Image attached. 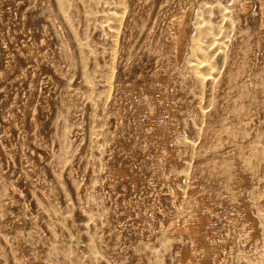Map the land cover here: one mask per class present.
Returning <instances> with one entry per match:
<instances>
[{"label":"rangeland","instance_id":"374dc122","mask_svg":"<svg viewBox=\"0 0 264 264\" xmlns=\"http://www.w3.org/2000/svg\"><path fill=\"white\" fill-rule=\"evenodd\" d=\"M192 1H127L123 17L133 26L128 23L122 29L126 36L116 42L114 27L121 22L107 14L118 9L117 0H0L2 264H182L181 254L192 241L170 229L177 221L191 223L194 214L212 218L213 240L236 233L235 255L227 264H264V0H251L247 14L242 0L196 1L192 21L200 37L188 36L186 46L193 53L186 52L172 73L168 70L180 96L167 107L146 91V84L166 73L161 60L174 58L170 20ZM78 58L89 75L77 67ZM106 77L115 85L137 86L138 114L127 105L125 91L117 98L121 108L112 107ZM166 125L167 151L160 148L165 143L160 129ZM169 153L178 155L177 166ZM238 173L246 175L242 183ZM171 186L179 190L177 199ZM189 191L196 194L190 197ZM200 197L224 204L218 207L220 216L197 205ZM247 209L256 229L246 220ZM235 210L240 211L238 227L227 219ZM222 252L219 258H225Z\"/></svg>","mask_w":264,"mask_h":264},{"label":"bare ground","instance_id":"6f19581e","mask_svg":"<svg viewBox=\"0 0 264 264\" xmlns=\"http://www.w3.org/2000/svg\"><path fill=\"white\" fill-rule=\"evenodd\" d=\"M127 1H129V3H131V4H133V0H117V2H116V5H118V9H117V6H116V8L115 9H113V11H112V13H110V12H108L109 14H107V16L109 15V18L111 19V20H115V21H118L119 20V22H121V23H116L115 21V23L116 24H119L118 26L116 25V27H114V32H113V34H114V37H115V40H116V42H118V39H120L121 37H125L126 35H125V32H123V30L122 29H124V31L126 30L125 28H126V25L128 24V23H130V26L132 27L133 26V23L130 21V17L129 18H125V17H123L124 16V14H126V13H124V8L122 9V6L123 7H125V3L127 2ZM197 0H193L191 3H190V7H187V8H185V9H182V10H179L178 12H176V14L175 15H173L172 16V18H171V20H170V35H171V40H172V42H171V44H172V47H173V51H174V58L172 59V60H161V66L163 67V68H165V72L166 73H164V74H159L158 75V77H157V79H153L149 84H146V91L152 96V97H156L157 99H158V101H163L166 105H167V107H169L168 106V104H169V102H172V101H174L175 100V97L177 96L176 94H178L179 95V93H176L175 94V92L176 91H174L173 89H174V87H173V85L171 84V82H170V79H169V71L168 70H170L171 69V67L173 66V64L175 63V62H181L183 59H184V57H185V54H186V52H189L190 50H192L191 48L190 49H187L188 47L186 46V41H187V38H188V36H190V35H192L193 36V40H198V37H200L199 35H200V30L198 29V24H193V18L195 17L194 15H196L195 13H196V11H195V8L197 7V2L199 1H197ZM240 1V0H239ZM243 1V4H242V7H243V11H244V13H249V11L251 10V8H252V3H251V0H242ZM253 1V0H252ZM93 3H94V1H92ZM107 2V1H106ZM108 3V2H107ZM111 3V2H110ZM115 3V2H114ZM113 2H112V4L111 5H113L114 4ZM114 6V5H113ZM113 6H111V9H112V7ZM188 6V5H187ZM211 6V4H209V7ZM186 7V6H185ZM202 7V6H201ZM211 8V7H210ZM234 8V7H233ZM263 9H264V7H262ZM110 9V8H109ZM108 9V10H109ZM110 9V10H111ZM181 9V8H180ZM207 10L206 11H208V8H206ZM107 10V11H108ZM210 10V9H209ZM126 11H127V9H126ZM199 11V10H198ZM233 11V10H232ZM264 11V10H263ZM262 11V12H263ZM106 12V11H105ZM104 12V13H105ZM130 12V11H129ZM210 12V11H209ZM222 12H223V10H222ZM134 14V15H137L138 13H137V11L134 9V8H132V10H131V14ZM230 13H231V11H230ZM233 13V12H232ZM132 14V15H133ZM210 14V13H209ZM105 15H106V13H105ZM232 15H234V14H232ZM263 16V15H262ZM261 17V16H260ZM105 18V17H104ZM107 18V17H106ZM106 18H105V20L103 21V22H105L106 21ZM135 18H136V16H135ZM138 18H139V16H138ZM137 18V19H138ZM144 18V17H143ZM200 18V17H199ZM198 18V19H199ZM224 19V18H223ZM232 19V18H231ZM233 19H236V18H233ZM107 20H108V18H107ZM102 22V23H103ZM112 22V21H111ZM230 22H232V21H230ZM235 22V21H234ZM261 22V21H260ZM114 23V24H115ZM198 23H200V22H198ZM104 24H106V23H104ZM103 24V25H104ZM112 24V23H111ZM200 24H202V23H200ZM232 24H233V22H232ZM231 24V25H232ZM113 25V24H112ZM107 26V25H106ZM259 27H261V25L259 26ZM108 28V27H107ZM200 28H201V26H200ZM234 28V27H233ZM263 28V27H262ZM72 29H73V27H72ZM74 30V29H73ZM111 29H109V31H110ZM113 30V29H112ZM244 30V29H243ZM69 32L71 33V31L69 30ZM111 32V31H110ZM239 33V32H238ZM261 33H263L262 31H261ZM78 34V33H77ZM111 34H112V32H111ZM112 34V35H113ZM134 34V33H133ZM79 35V34H78ZM109 35H110V33H109ZM229 36V35H228ZM257 36V35H256ZM74 37V36H73ZM77 37V36H76ZM110 37H111V35H110ZM246 37V36H245ZM239 38H242V37H239ZM74 39V38H73ZM212 38H210V40H211ZM215 39V38H214ZM214 39H212V41L214 42ZM259 39H260V37H259ZM83 40V39H82ZM88 40V39H87ZM188 40H190V39H188ZM206 40H208V39H206ZM210 40H208L209 42H211ZM217 40V39H216ZM215 40V41H216ZM243 40V39H242ZM78 41V40H77ZM79 41H81V39L79 40ZM85 41H86V39H85ZM199 41H201V40H199ZM244 41V40H243ZM258 41V40H257ZM88 42V41H87ZM191 42V41H190ZM197 42V41H196ZM205 42V41H204ZM207 42V41H206ZM213 42H212V44H213ZM219 42H221V41H219ZM219 42H217V43H219ZM260 42V41H259ZM259 42H257V43H259ZM198 43V42H197ZM201 43V46H202V41L200 42ZM223 43V42H222ZM245 43V42H244ZM243 43V44H244ZM86 44V43H85ZM89 44V43H88ZM242 44V43H241ZM242 44V45H243ZM247 44V43H246ZM117 45H118V43H117ZM193 45H194V43H193ZM200 45V44H199ZM241 45V46H242ZM75 46H76V43H75ZM87 46V45H86ZM86 46H85V50H86ZM189 46V45H188ZM80 47L81 48H83L82 46H81V43H80ZM159 47V46H158ZM194 47V46H193ZM195 47H197L198 48V46L196 45ZM204 48H205V46H203ZM202 47V49H204ZM250 47V46H249ZM248 47V48H249ZM29 48V47H28ZM41 48V47H40ZM79 48V47H78ZM201 48V47H200ZM242 48H244V47H242ZM247 48V49H248ZM253 49H254V47H252ZM258 48V47H257ZM84 49V48H83ZM88 49H89V47L87 48V52H90V51H88ZM256 49V48H255ZM259 49V48H258ZM81 50V49H80ZM127 50V49H126ZM194 50H196V49H194ZM244 50V49H243ZM257 50V49H256ZM26 51H27V49H26ZM172 51V52H173ZM193 51V50H192ZM197 51H198V54H199V50L197 49ZM245 51V50H244ZM247 51H249V50H247ZM252 51V50H251ZM85 52V51H84ZM97 52V51H96ZM191 52V51H190ZM254 53H255V51H253ZM79 53V52H78ZM83 53V52H82ZM86 53V52H85ZM91 53V52H90ZM169 53H171L170 51H169ZM193 52H191V54H192ZM194 53H196V52H194ZM204 53V52H203ZM205 53H207V52H205ZM246 53V52H245ZM248 53V52H247ZM80 54V53H79ZM95 54V53H94ZM115 54V53H114ZM172 54V53H171ZM201 54V53H200ZM249 54L251 55V53L249 52ZM33 55H34V53H33ZM78 54L76 53V56H77ZM86 55H88V54H86ZM99 55V54H98ZM102 55V54H101ZM100 55V56H101ZM116 55V54H115ZM114 55V56H115ZM170 55V54H169ZM206 55H208V54H206ZM222 55V54H221ZM245 55H247V54H245ZM39 56V55H38ZM75 56V58H77ZM84 56V55H83ZM113 56V57H114ZM117 56V55H116ZM188 56V55H187ZM191 56V55H190ZM193 56H195L194 54H193ZM201 56V55H200ZM203 56H204V54H203ZM203 56H201V60H202V58H203ZM248 56V55H247ZM43 57V56H42ZM79 57H80V55H79ZM88 57H90V55L88 56ZM102 57V56H101ZM105 57V56H104ZM197 57V56H196ZM207 57V56H206ZM209 57V56H208ZM246 57V56H245ZM31 58V57H30ZM45 58V57H44ZM50 58V57H49ZM116 58V57H115ZM114 58V59H115ZM236 58V57H235ZM256 58V57H255ZM79 60H78V62H80V58H78ZM87 59H89V58H87ZM209 59V58H208ZM207 59V60H208ZM84 60H86V59H84ZM90 60H91V57H90ZM93 60V59H92ZM91 60V61H92ZM191 60V59H190ZM81 61H83V59L81 60ZM203 61V60H202ZM249 61V60H248ZM75 62V61H74ZM88 62V61H87ZM100 62V61H99ZM160 62V61H159ZM188 62H189V60H188ZM77 63V62H76ZM81 63V62H80ZM83 63H84V61H83ZM83 63H81V65H77V64H74V65H77V67L79 66L80 68H82V70H83V74H88L87 73V70L85 71V67H84V64ZM86 63V62H85ZM88 63H90V62H88ZM94 63V62H93ZM114 63H118V60H114ZM200 63V62H199ZM202 63H204V62H202ZM244 64L246 63V62H243ZM111 64H113V63H111ZM190 64V63H189ZM209 64V63H208ZM248 64V63H247ZM246 64V65H247ZM251 64H252V62H251ZM87 65V64H86ZM90 65V64H89ZM186 65H188V64H186ZM198 65V64H197ZM202 65V64H201ZM203 65H205V63L203 64ZM207 65V64H206ZM256 65V64H255ZM112 66V65H111ZM194 66V65H193ZM192 66V67H193ZM196 66V65H195ZM209 66H210V64H209ZM209 66H206V68L207 67H209ZM238 66V65H237ZM248 66V65H247ZM88 67V66H87ZM116 67V66H115ZM115 67H112V68H115ZM120 67V66H119ZM118 67V68H119ZM176 67V66H175ZM178 67V66H177ZM183 67H184V65H183ZM183 67H180V68H178V69H180V70H178L179 72L181 71V68H183ZM198 67V66H197ZM230 67V66H229ZM254 67V66H253ZM92 68V67H91ZM91 68H89L90 70H91ZM105 68V67H104ZM104 68H103V70H104ZM110 68V67H109ZM188 68H190L191 69V67H189L188 66ZM199 68V67H198ZM204 68V67H203ZM246 68V67H245ZM88 69V68H87ZM175 69V68H174ZM194 68H192V70H193ZM205 69V68H204ZM209 69H210V67H209ZM208 69V70H209ZM99 70V69H98ZM183 70V69H182ZM195 71H196V67H195V69H194ZM198 70V69H197ZM200 70V69H199ZM198 70V71H199ZM77 71H78V69H77ZM106 71V70H105ZM104 71V72H105ZM115 70L113 69V72H114ZM171 71V70H170ZM172 71H173V69H172ZM172 71H171V73H172ZM186 71V70H185ZM191 71V70H190ZM233 71V70H232ZM237 71V70H236ZM89 72V71H88ZM92 72V71H91ZM109 72V71H108ZM208 72V71H207ZM81 73H82V71H81ZM192 73V72H191ZM200 73V72H199ZM204 73H206V72H204ZM225 73V72H224ZM189 74V73H188ZM192 74H195V72L194 73H192ZM206 74H208V73H206ZM229 74V73H228ZM84 75V76H85ZM89 75V74H88ZM103 75V74H102ZM107 75H108V73H107ZM113 75H116V74H113ZM190 75V74H189ZM195 75H198V73H196ZM201 75V74H200ZM208 75H211V74H208ZM81 76H83V75H81ZM104 76H106V75H104ZM103 76V77H104ZM219 76V75H218ZM221 76V75H220ZM249 76V75H248ZM93 77V76H92ZM110 77V79H111V76H109ZM143 77V76H142ZM193 77H195V76H193ZM101 78V77H100ZM105 78V77H104ZM107 78L108 77H106V79H104L106 82V84H107V91H109L108 93H109V100L112 102V107L114 106V107H116L117 109H120L121 107H120V104L118 105V101H117V98L119 97V95L121 94V92H126V95H125V97H126V99H127V101L126 102H128V104L127 105H129V107L132 109V110H134L133 112H135V114H138L140 111H141V108H140V106L136 103V101H135V96H134V90L135 89H137L136 87V85L135 84H132V83H128V84H124V85H120L121 83H117L116 85L112 82V81H107ZM199 78V77H198ZM218 77H216V79H217ZM219 78H221V77H219ZM229 78V77H228ZM227 78V79H228ZM244 78V77H243ZM83 79V78H82ZM95 79V78H94ZM109 79V80H110ZM195 79V78H194ZM210 79V78H209ZM215 79V78H214ZM249 79V78H248ZM86 80H87V78H86ZM89 80V79H88ZM92 80V79H91ZM196 80L198 81V79L196 78ZM218 80V79H217ZM85 81V80H84ZM103 81V80H102ZM102 81H101V84H102ZM145 81V80H144ZM148 81V80H147ZM196 81V82H197ZM207 81H212V79H210V80H207ZM219 81V80H218ZM217 81V82H218ZM88 82V81H87ZM214 82H215V80H214ZM213 81H212V83H214ZM251 82V81H250ZM86 83V82H85ZM103 83H104V81H103ZM219 83V82H218ZM245 83H246V81H245ZM249 83V82H248ZM88 84V83H87ZM86 84V85H87ZM91 84H92V82H91ZM238 84H240V83H238ZM242 85H241V87L242 86H244L243 85V83H241ZM252 85H253V82L251 83ZM251 84H250V86H251ZM83 85H85V84H83ZM105 84H103V86H104ZM197 85H198V83H197ZM256 85V84H255ZM258 85V84H257ZM79 86V85H78ZM89 85H87V87H88ZM212 86H214V85H212ZM234 86V85H233ZM240 86V85H239ZM249 86V87H250ZM95 86H93V88H94ZM215 87L217 88V86L215 85ZM248 87V86H247ZM96 88V87H95ZM206 88V87H205ZM215 88V89H216ZM255 88V87H254ZM198 89H199V87H198ZM250 89V88H249ZM88 90V89H87ZM87 90H85V91H87ZM106 90V89H105ZM142 90H143V88H142ZM238 90V89H237ZM241 90V89H240ZM242 90H244V87H243V89ZM242 90H241V93H242ZM101 91H103V88H102V90ZM101 91H99V92H101ZM106 91V92H107ZM199 91H200V89H199ZM250 91V90H249ZM98 92V91H97ZM185 92V91H184ZM204 92V91H203ZM211 92V91H210ZM90 93V92H89ZM182 93V92H181ZM244 93V92H243ZM247 93V92H246ZM86 95H87V92L85 93ZM98 94V93H97ZM96 94V95H97ZM102 94V93H101ZM100 95V94H99ZM245 95H247V94H245ZM98 96V95H97ZM104 96H105V98H107L106 97V95L104 94ZM180 96V95H179ZM89 97V96H88ZM93 97V96H92ZM96 97V96H95ZM102 97V96H101ZM101 97L99 96V98L101 99ZM241 97H242V95H241ZM241 97H240V99H241ZM99 98H97L98 99V101H99ZM103 98V97H102ZM195 98V97H194ZM246 98V97H245ZM95 99V98H94ZM96 99V100H97ZM148 99V98H147ZM176 99H177V97H176ZM243 99V98H242ZM178 100V99H177ZM181 100V99H180ZM200 100V99H199ZM244 100V99H243ZM248 100V99H247ZM236 101V100H235ZM96 102V101H95ZM175 102V101H174ZM176 103V102H175ZM178 103V102H177ZM236 103H237V101H236ZM241 104H242V102H240ZM100 104V103H99ZM222 104H224V103H222ZM196 105V104H195ZM218 105V104H217ZM236 105V104H235ZM196 106H198V105H196ZM222 106V105H221ZM221 106H220V108H221ZM178 107V106H177ZM190 107V106H189ZM226 107V106H225ZM237 108H238V106H237ZM156 109V108H155ZM196 109V108H195ZM198 109V108H197ZM251 109V108H250ZM176 110V109H175ZM222 110V109H221ZM229 110V109H228ZM227 110V111H228ZM223 111H225L224 109H223ZM243 111V110H242ZM242 111H241V114H242ZM249 111V110H248ZM175 112V111H174ZM220 112V111H219ZM236 111H234V113H235ZM238 112V111H237ZM236 112V113H237ZM240 112V111H239ZM179 113V112H178ZM215 113H217V112H215ZM231 113H232V111H231ZM231 113H229V114H231ZM233 113V114H234ZM236 113H235V116H236ZM117 114V113H116ZM132 114V113H131ZM219 114V113H218ZM217 114V115H218ZM225 114V113H224ZM246 114V113H245ZM177 115V114H176ZM222 115V114H221ZM226 115H227V113H226ZM239 115H240V113H239ZM239 115L237 116V117H239ZM104 116V115H103ZM111 116H113V115H111ZM172 116V115H171ZM234 116V115H233ZM244 116V115H243ZM126 117H127V115H126ZM125 117V118H126ZM224 117H226V116H224ZM250 116H248V118H249ZM33 118V120H35L34 119V117H32ZM102 118V117H101ZM116 118V117H115ZM231 118V117H230ZM240 118V117H239ZM251 118V117H250ZM228 119V118H227ZM241 119V118H240ZM243 119V118H242ZM246 119H247V117H246ZM115 120V119H114ZM156 119L155 118H152L151 119V122H152V124L153 125H157V122L155 121ZM251 120H252V118H251ZM37 121V120H36ZM99 121V120H98ZM102 121V120H101ZM117 121V120H116ZM243 121H244V119H243ZM248 121H250V120H248ZM252 121H254V120H252ZM82 122V121H81ZM175 122H177L176 120H175ZM224 122H226V121H224ZM240 122H242V121H240ZM239 122V123H240ZM108 123V122H107ZM125 123V122H124ZM218 123V122H217ZM242 123H244V122H242ZM242 123H241V125H240V127L242 126ZM172 124V123H171ZM176 124V123H175ZM245 124H247V123H245ZM250 124V123H249ZM253 125H254V123H252ZM218 125V124H217ZM228 125V124H227ZM180 126V125H179ZM182 126V125H181ZM230 126V125H229ZM243 126H245V125H243ZM242 126V128L241 129H243L244 127ZM255 126V125H254ZM129 127V126H128ZM176 127V126H175ZM231 127H232V125H231ZM85 128V127H84ZM159 128V127H158ZM161 128V127H160ZM246 128H249V125L247 124V127H245V129ZM81 129V128H80ZM90 129V128H89ZM230 129V128H229ZM240 129V128H239ZM240 129V130H241ZM253 129V128H252ZM169 130H170V126L169 125H166L163 129H160V131L162 132V134L165 136L163 139H164V141H165V143H163L162 145H160V148L161 149H163V150H165V151H167L168 150V147H167V144H166V139H167V137H166V135H167V133L169 132ZM182 130H183V128H182ZM250 130V129H249ZM149 131V130H148ZM230 131V130H229ZM246 131H247V129H246ZM40 132V131H39ZM223 132V131H222ZM228 132V131H227ZM231 132V131H230ZM230 132H228V133H230ZM236 132V131H235ZM238 133H240L239 131H237ZM236 132V133H237ZM251 132V131H250ZM121 133H123V132H121ZM120 133V134H121ZM202 133V132H201ZM204 133V132H203ZM224 133H226V131H224ZM233 133V132H232ZM125 134V133H124ZM123 134V135H124ZM211 134H212V132H211ZM220 134H222V133H220ZM240 134H242V133H240ZM240 134H239V136H240ZM150 135V134H149ZM148 135V136H149ZM202 135V134H201ZM247 135H249L248 134V132H247V134H245V136H247ZM250 135H252L251 133H250ZM249 135V136H250ZM147 136V137H148ZM172 136H173V134H172ZM212 136V135H211ZM210 136V137H211ZM227 136V135H226ZM235 136V139H239V138H236V135H234ZM238 136V135H237ZM242 137V136H241ZM34 138V137H33ZM35 138H37V136L35 137ZM223 138V137H222ZM229 138H231V137H229ZM228 138V139H229ZM233 138V137H232ZM247 138H248V136H247ZM123 139H125V138H122V140ZM214 139V138H213ZM136 140V139H135ZM168 140V139H167ZM240 140V139H239ZM239 140H238V142H239ZM241 140H242V138H241ZM240 140V141H241ZM33 141V140H32ZM133 141H134V139H133ZM203 141V140H202ZM223 141V140H222ZM227 141V140H226ZM232 141H234V138H233V140H231V143L233 144V142ZM243 141V140H242ZM246 141V140H245ZM39 142V141H38ZM123 142H125V141H123ZM146 142V141H145ZM188 142V141H187ZM191 142V141H190ZM235 142H237V140H235ZM260 142V141H259ZM136 143V142H135ZM138 143V142H137ZM185 143V142H184ZM193 143V142H192ZM208 143V142H207ZM221 143V142H220ZM129 144H131V142L129 143ZM138 144H140V143H138ZM147 144V143H146ZM222 144V143H221ZM220 144V145H221ZM229 144H230V142H229ZM238 144H240V142L238 143ZM257 144V143H256ZM134 145V144H133ZM135 145H137V144H135ZM188 145V144H187ZM194 145V144H193ZM218 145V144H217ZM224 145V144H223ZM235 145H237L236 143H235ZM235 145H233V146H235ZM241 145V144H240ZM38 146V145H37ZM37 146H36V148H37ZM39 146H42V145H39ZM38 146V147H39ZM127 146H128V144H127ZM222 146V145H221ZM228 146V145H227ZM226 146V147H227ZM131 147V146H130ZM148 147V145H146V150L147 149H149V148H147ZM40 148V147H39ZM142 148V147H141ZM192 148V147H191ZM231 148H232V146H231ZM189 149V148H188ZM197 149V148H196ZM195 149V150H196ZM220 149H221V147H220ZM223 149V148H222ZM256 149V148H255ZM125 150V149H124ZM174 150V149H173ZM209 150V149H208ZM226 150V149H225ZM262 150V149H261ZM139 151V150H138ZM143 151V150H142ZM210 151V150H209ZM219 152H220V150H218ZM177 152V151H176ZM196 152V151H195ZM195 152H194V154H195ZM207 152V151H206ZM216 152V151H215ZM214 152V153H215ZM223 152H224V149H223ZM226 152V151H225ZM224 152V153H225ZM190 153V152H189ZM213 153V154H214ZM217 153V152H216ZM221 153H222V151H221ZM220 153V154H221ZM167 154V153H166ZM169 154H171V153H169ZM197 154V153H196ZM223 154V153H222ZM226 154H227V152H226ZM138 155V154H137ZM163 155V154H162ZM161 155V156H162ZM215 155V154H214ZM225 155V154H224ZM174 156H178L177 154L176 155H173V154H171V155H168V159L170 160V163L172 164V165H174V166H177V163H176V161H175V158H174ZM207 156V155H206ZM226 156V155H225ZM126 157V156H125ZM165 157H167V156H165ZM199 157V156H198ZM228 157V156H227ZM163 158H164V155H163ZM187 158V157H186ZM197 158V157H196ZM212 158V157H211ZM214 158V157H213ZM264 158V157H263ZM160 159V158H159ZM194 159H195V157H194ZM199 159H201V158H199ZM198 159V160H199ZM222 159V158H221ZM221 159H218V160H221ZM165 160V159H164ZM181 160V159H180ZM203 160V159H202ZM202 160L200 161V163H202ZM206 160H208V159H206ZM209 160H211V159H209ZM228 160V159H227ZM162 161V160H161ZM177 161H178V159H177ZM197 161V160H196ZM205 161V160H204ZM128 162V161H127ZM126 162V163H127ZM164 162V161H163ZM262 162V161H261ZM197 163H199V161H197ZM208 163H209V161H208ZM226 163V162H225ZM198 167V166H197ZM199 168V167H198ZM245 168V167H244ZM164 169V168H163ZM201 169V168H200ZM162 170V169H161ZM175 170V169H174ZM177 170V169H176ZM175 170V171H176ZM234 170V169H233ZM236 170V169H235ZM173 171V170H172ZM105 172V171H104ZM164 172H166V171H164ZM163 173V172H162ZM157 174V173H156ZM234 174H236V173H234ZM163 176L164 177H166L167 179H171V178H168L167 177V175H165V174H163ZM170 176V175H169ZM236 176V175H235ZM235 176H233L234 178H235ZM32 178V177H31ZM127 178V177H126ZM133 178V177H132ZM233 178V179H234ZM237 178H238V180L237 181H239V183H242L245 179H246V175H245V173H238L237 174ZM44 180V179H43ZM190 180V179H189ZM232 180V179H231ZM236 180V179H235ZM234 180V181H235ZM129 181V180H128ZM236 181V182H237ZM127 182V181H126ZM231 182V181H230ZM164 184V183H163ZM231 184V183H230ZM176 185V184H175ZM131 186V185H130ZM200 186V185H199ZM194 187V186H193ZM235 188V187H234ZM234 188L232 189V190H234ZM169 189V188H168ZM162 191H163V189H162ZM198 191V190H197ZM170 192H171V197L172 196H174V198L175 199H177L178 197H179V190L176 188V187H173V186H171L170 187ZM183 194H185V193H183ZM196 193L194 192V191H189V195H190V197H192V196H194ZM210 194V193H209ZM2 198V197H1ZM173 198V199H174ZM205 198V197H204ZM203 197H200V198H197V200H196V203H197V205H199V206H204L207 210H208V212L210 213V214H212L213 216L214 215H219L220 216V212H219V208L220 207H223L224 206V204H222V203H220L219 205H216L214 202H212V201H206L205 199H204ZM172 199V200H173ZM207 199V198H206ZM51 200V199H50ZM195 200V199H194ZM209 200V199H208ZM15 201V200H14ZM189 201H190V199H189ZM250 201V200H249ZM195 202V201H194ZM240 202V201H239ZM263 203H261V205H262ZM4 205V204H3ZM2 205V206H3ZM6 206L7 205H4L3 207L4 208H6ZM161 207V206H160ZM184 207V206H183ZM219 207V208H218ZM9 208V207H8ZM11 208V207H10ZM9 208V209H10ZM4 210V209H3ZM6 210H8V209H6ZM162 211V210H161ZM246 212V220L248 221V223H253L254 225H255V229L257 228V220H256V218L252 215V213H251V211L249 210V209H247V211H245ZM226 214V213H225ZM4 215H5V213H4ZM181 215V214H180ZM192 215V214H191ZM201 215V214H200ZM200 215H197V214H194L193 215V218L191 219V223H189V224H186V223H182V222H180V221H177V223H174V224H172V226H171V229H170V231H172V232H174V233H176V234H178V235H180V236H182V237H187L188 239H190V241H192V245H191V249H189V250H185V251H183V253L181 254V263L182 264H227V261L229 260V259H231V258H233V256L235 255V249H236V247L234 248V244H235V242L233 241V236H234V234L236 235V233L234 232V234H233V232L231 233H229V234H227L224 238H219V239H216V240H213V239H215V238H213L214 237V233H216L215 231L217 230L216 229V226H215V228H214V231H211V226L213 225L212 224V218H204V217H202V216H200ZM211 215V216H212ZM227 215V214H226ZM261 216V215H260ZM165 217V216H164ZM223 217V216H222ZM191 218V217H190ZM220 219H222L221 217H219ZM259 218H261V217H259ZM264 218V217H263ZM263 218L261 219L262 221H264L263 220ZM6 219V218H5ZM229 221H230V223H232V224H235V226L236 227H238L239 225H240V211H238V210H235V211H233V213H232V215H231V217H229V218H227ZM55 221V220H54ZM190 221V220H189ZM246 222V221H245ZM244 223V222H243ZM259 223V222H258ZM3 224V223H2ZM7 224V223H6ZM17 224H18V222H17ZM242 224V223H241ZM264 224V223H263ZM10 226V225H9ZM245 227V226H244ZM264 227V226H263ZM13 228V227H12ZM10 229V228H9ZM15 229V228H14ZM17 229V228H16ZM21 230V229H20ZM1 231V230H0ZM16 231V230H15ZM19 231V230H18ZM17 231V232H18ZM249 232V231H248ZM262 232H263V230H262ZM242 234V233H241ZM213 236V237H212ZM218 236V235H217ZM249 238H250V236L249 235H247ZM220 237V236H219ZM238 237V236H237ZM259 237V236H258ZM213 238V239H212ZM258 239V238H257ZM245 240V239H244ZM248 241V240H247ZM254 241V240H253ZM260 241V240H259ZM257 242V241H256ZM46 243V242H45ZM241 243V242H240ZM56 245H58V244H56ZM257 245V244H256ZM229 247V248H228ZM257 247V246H256ZM228 248V249H227ZM241 248H242V246H241ZM243 249V248H242ZM256 249H258V247L256 248ZM254 250V249H253ZM11 251V250H10ZM220 251H223L224 252V256H225V258H219V255L221 254L220 253ZM54 252V251H53ZM222 252V253H223ZM239 253V252H238ZM246 253V252H245ZM14 254V253H13ZM248 254H250L249 252H248ZM245 257H247V256H245ZM29 258V257H28ZM244 258V257H243ZM17 259V258H16ZM213 259V260H212ZM242 259V258H241ZM247 259V258H246ZM245 261V260H244ZM246 262V261H245ZM234 263V262H233ZM244 263V262H243ZM242 263V264H243ZM0 264H2L1 263V261H0ZM32 264H40L39 263V260H35ZM246 264V263H245ZM261 264V263H260Z\"/></svg>","mask_w":264,"mask_h":264}]
</instances>
